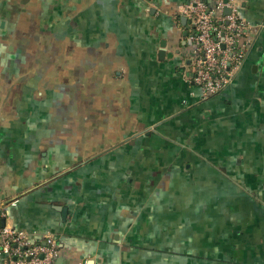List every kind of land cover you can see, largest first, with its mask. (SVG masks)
Returning <instances> with one entry per match:
<instances>
[{"label":"crops","instance_id":"obj_1","mask_svg":"<svg viewBox=\"0 0 264 264\" xmlns=\"http://www.w3.org/2000/svg\"><path fill=\"white\" fill-rule=\"evenodd\" d=\"M189 1L0 0L1 219L57 264H264V0L207 98Z\"/></svg>","mask_w":264,"mask_h":264},{"label":"built area","instance_id":"obj_2","mask_svg":"<svg viewBox=\"0 0 264 264\" xmlns=\"http://www.w3.org/2000/svg\"><path fill=\"white\" fill-rule=\"evenodd\" d=\"M172 15L175 20L186 19L191 29V83L203 98L222 93L243 66L255 32L241 16L239 2L192 0L177 5ZM60 256L53 236L33 239L26 232L0 225V264H57Z\"/></svg>","mask_w":264,"mask_h":264},{"label":"water","instance_id":"obj_3","mask_svg":"<svg viewBox=\"0 0 264 264\" xmlns=\"http://www.w3.org/2000/svg\"><path fill=\"white\" fill-rule=\"evenodd\" d=\"M226 12H228V11H226ZM181 22L184 24L185 23V19H183V18H181ZM1 224H2V226L4 225V220L3 219H1ZM61 259H59L58 261H60Z\"/></svg>","mask_w":264,"mask_h":264}]
</instances>
